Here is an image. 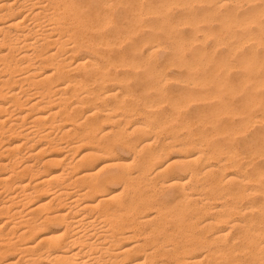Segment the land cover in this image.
<instances>
[{
	"label": "bare ground",
	"instance_id": "obj_1",
	"mask_svg": "<svg viewBox=\"0 0 264 264\" xmlns=\"http://www.w3.org/2000/svg\"><path fill=\"white\" fill-rule=\"evenodd\" d=\"M171 1L0 0V264H264V0Z\"/></svg>",
	"mask_w": 264,
	"mask_h": 264
},
{
	"label": "rangeland",
	"instance_id": "obj_2",
	"mask_svg": "<svg viewBox=\"0 0 264 264\" xmlns=\"http://www.w3.org/2000/svg\"><path fill=\"white\" fill-rule=\"evenodd\" d=\"M143 2V4H147L149 1H155V0H142ZM172 2V5L170 6L171 8L169 9V11H170V16H171V19L175 22V23H177V21H178V19L182 16V14L184 13V6H180V4H181V2L179 1V0H172L171 1ZM177 2H179V3H177ZM177 3V4H176ZM175 4V5H174ZM114 5L115 6H112V8H111V14H112V17H114V23L112 24L114 27H116V28H118V29H120V32L122 33V38L120 37V39H122V40H118V41H120V43L119 42H116L117 43V45L114 47V49H115V51H117V53H120V54H122L124 57H126V58H130V57H132V56H135L134 58H135V60L136 61H139V59L140 58H142V57H138V56H136V55H132L131 54V50H130V48H131V44H132V42L133 43H138L139 42V40H140V38L141 37H143V35L144 34H146L147 32H148V29H147V25H148V22H150V21H155L156 20V17H151V16H148L147 18L146 17H144V19H143V22L142 23H140L138 26H139V31H137L136 33H134V34H131L130 36H128L127 34H125L124 33V28L122 27V20L124 19L123 17L125 16V14H126V10H124L125 8H124V5H122V4H115L114 3ZM173 6V7H172ZM179 6V7H178ZM113 7H114V9H113ZM118 8V9H117ZM196 8L197 9H199V6L197 5L196 6ZM117 9V10H116ZM115 14H117V15H115ZM150 18V19H149ZM146 20V21H145ZM144 23V24H143ZM143 25H144V27L147 29H145V28H143ZM178 25H176V32H178L182 37H184V38H188L189 36H190V28L189 27H187V26H179V27H177ZM182 27H183V29H182ZM213 27L215 28L216 27V25H213ZM179 28V29H178ZM178 29V30H177ZM182 33V34H181ZM125 34V35H124ZM185 34V35H184ZM132 36V37H131ZM126 40H128L127 42H126ZM126 42V43H125ZM212 44V42H210V41H208L207 43H206V46H208L207 48H208V50H210L211 49V45ZM210 46V47H209ZM123 51V52H122ZM166 51V50H165ZM165 51H163V50H160L158 53H157V55L154 57V61H157V64L159 65V66H161V67H165V66H168L166 63H168V59H169V55H168V53L167 52H165ZM143 52L145 53L143 56H144V58H146V49H144L143 48ZM162 52V53H161ZM222 55L224 56V55H226V51L225 50H223V53H222ZM167 56V57H166ZM157 59V60H156ZM170 60V59H169ZM165 62V63H164ZM166 64V65H165ZM163 65V66H162ZM169 67V66H168ZM171 67V66H170ZM120 68V67H119ZM122 68H125V69H122ZM129 68V67H128ZM126 68V67H121V69H119V71L120 72H122V70H124V71H126V72H128V74H130L132 77H134L135 75H132V72H133V70H131V68ZM165 69H166V72H167V74L170 76V78L171 79H173L175 82H171L170 81V83L168 84V86H167V88H168V92H172V93H180V84H177L176 83V80L175 79H177V78H180L181 77V74H180V70L179 69H177L176 67H171V68H167V67H165ZM134 73V72H133ZM135 73H137V79L139 80V79H142L143 78V70H141V69H139V70H136V72ZM173 76V77H172ZM239 75H238V73H237V71L236 70H232L231 71V79L232 80H235L237 77H238ZM236 77V78H235ZM133 79V78H132ZM133 81H134V79L133 80H131V82H130V84H132V86H133ZM241 96V95H240ZM240 96H238V98L240 97ZM236 99V103H240V101H239V99ZM198 105V103L197 104H191V108H194L195 106H197ZM183 112H184V117L185 118H187V119H190L191 120V118L193 119L194 118V116H192L189 112H188V110L186 111V110H184L183 109ZM182 112V113H183ZM189 113V114H188ZM258 113V112H257ZM238 120V118H236L235 119V121H237ZM260 126L261 125H258V126H254V127H250L249 129H247L245 132H244V134L243 133H241L242 135L240 136H236L235 137V141L233 142V146H235V147H237L238 148V151H241L242 152V155H243V153H245L244 152V150H245V148H244V145H246L247 143H248V141H249V138H250V136H251V134H253V135H256V134H258V136H260V135H263V132L260 130ZM263 127H264V125H262ZM262 128V127H261ZM243 141V142H242ZM241 152H238L239 154H241ZM120 154H123V152H120ZM125 154H127L126 152H124V154L123 155H125ZM258 162H260V163H262L263 162V159H261V158H259V161Z\"/></svg>",
	"mask_w": 264,
	"mask_h": 264
}]
</instances>
